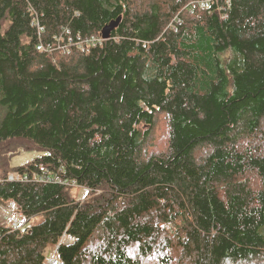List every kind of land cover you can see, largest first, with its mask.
I'll return each mask as SVG.
<instances>
[{
    "label": "trees",
    "instance_id": "16d2710c",
    "mask_svg": "<svg viewBox=\"0 0 264 264\" xmlns=\"http://www.w3.org/2000/svg\"><path fill=\"white\" fill-rule=\"evenodd\" d=\"M183 4L0 0V199L42 216L0 224V264H45L64 233L62 264H264V0ZM117 18L87 53L36 47ZM16 148L41 151L27 180Z\"/></svg>",
    "mask_w": 264,
    "mask_h": 264
},
{
    "label": "rangeland",
    "instance_id": "374dc122",
    "mask_svg": "<svg viewBox=\"0 0 264 264\" xmlns=\"http://www.w3.org/2000/svg\"><path fill=\"white\" fill-rule=\"evenodd\" d=\"M194 0H184V4L183 7H181L179 10L183 11L182 14H188L186 10L189 11V5L191 4V2ZM187 12V13H186ZM176 17V21H173L174 19H172L171 25H175V23H180V20H177ZM1 117V116H0ZM157 122L155 127L153 128V131L151 132V135L148 139V146L146 147L149 151H164L166 150L167 147V132H168V125H167V121L165 119L164 116L160 115L159 118H157ZM24 142L22 141H18L17 145H23ZM148 151V153H149ZM11 154L10 153H7ZM39 155H41V151L36 150V149H23V148H19V149H15L12 157L9 159V166H10V170L8 171L7 174V179L9 174H13L15 171L12 170V168H15L17 166L20 165H24L26 163H28L29 161H31L32 159L38 157ZM9 156V155H8ZM71 190V194L73 197H75L77 200L83 201L86 199H89V197H91L88 192L89 190L85 187H79L78 185H74L72 184L70 186ZM99 192V191H98ZM97 193V192H96ZM15 203H13L12 201H4L0 199V224H7L10 220L9 218V214L10 211L15 207ZM42 219L41 215H37L34 216L33 218L28 220V225L33 224V223H37L38 221H40ZM72 240L71 237L68 236H64L63 238L60 237L58 239V242L55 244H48L44 250V256L46 258V263L45 264H51L50 260H52L53 258H57V252H56V246L57 244L60 243H70ZM150 261V260H149ZM144 264H151L150 262H146L144 261Z\"/></svg>",
    "mask_w": 264,
    "mask_h": 264
},
{
    "label": "built area",
    "instance_id": "2783aa9c",
    "mask_svg": "<svg viewBox=\"0 0 264 264\" xmlns=\"http://www.w3.org/2000/svg\"><path fill=\"white\" fill-rule=\"evenodd\" d=\"M210 1L211 0H194L188 6L190 8L189 10L195 8L209 9ZM217 10L219 11V8H217ZM38 29L41 31L42 27H38ZM102 41H103V37L101 36V34L99 36L91 35L88 37H82L81 35L72 36L69 30L65 29L61 32V34L55 37L50 42V44L44 45L41 42H39L36 47L38 50H44L46 52H49V54H51V52L65 54V53H69L73 49L84 51L87 53L89 52V49L91 47L100 45ZM27 177L28 176L25 175L23 176L14 172L13 174H9L8 180H27ZM9 218L10 220L8 222V226L10 227L11 231H17L19 233H23L26 230H28V223L26 222L25 216H23V214L18 210L17 206H15L10 211ZM64 236L67 235L64 233L61 237L63 238ZM56 259L58 261L57 264H62L61 260L59 259V256Z\"/></svg>",
    "mask_w": 264,
    "mask_h": 264
},
{
    "label": "water",
    "instance_id": "95a60500",
    "mask_svg": "<svg viewBox=\"0 0 264 264\" xmlns=\"http://www.w3.org/2000/svg\"><path fill=\"white\" fill-rule=\"evenodd\" d=\"M120 21V18H117L113 21H110L109 23H107L100 31L101 36L103 37V39H107L110 36L111 31L116 27V25H118ZM59 245V244H58ZM57 245V246H58Z\"/></svg>",
    "mask_w": 264,
    "mask_h": 264
},
{
    "label": "bare ground",
    "instance_id": "6f19581e",
    "mask_svg": "<svg viewBox=\"0 0 264 264\" xmlns=\"http://www.w3.org/2000/svg\"><path fill=\"white\" fill-rule=\"evenodd\" d=\"M50 263H51V264H57L58 261H57V259L55 258V259L50 260Z\"/></svg>",
    "mask_w": 264,
    "mask_h": 264
}]
</instances>
